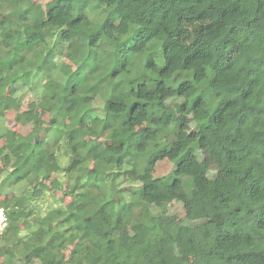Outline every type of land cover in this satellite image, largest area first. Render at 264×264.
<instances>
[{"label":"clouds","instance_id":"clouds-1","mask_svg":"<svg viewBox=\"0 0 264 264\" xmlns=\"http://www.w3.org/2000/svg\"><path fill=\"white\" fill-rule=\"evenodd\" d=\"M54 3L0 0L5 14L28 10L0 27V51L29 29L50 33L51 54L16 96L39 81L47 110L37 108L34 137L49 129L56 138L39 164L29 159L34 143L27 152L0 149V191L27 165L25 183L35 184L42 167L60 179V195L75 188L68 199L79 210L42 197L48 212L76 214L79 230L61 244L68 264H87L85 256L92 264H264V0H70L63 18L79 10L82 23L67 41L59 36L68 23L49 20ZM85 24L93 35L83 34ZM25 55L30 46L17 49L18 61ZM37 232L35 224L0 232L8 253L0 260L45 264L48 251L29 255L51 235L37 240ZM146 245L148 257L140 254Z\"/></svg>","mask_w":264,"mask_h":264},{"label":"trees","instance_id":"trees-1","mask_svg":"<svg viewBox=\"0 0 264 264\" xmlns=\"http://www.w3.org/2000/svg\"><path fill=\"white\" fill-rule=\"evenodd\" d=\"M23 0H17V3H21ZM197 3H202L203 0H196ZM72 5L70 0H55L54 4H50L48 7L49 10V20L56 18L58 23L67 22L69 25V30L65 32V30H61L59 39L60 40H70L71 37L75 34L74 30L79 29L80 24L82 23L81 15L79 10L77 11V15L73 17L71 20L65 21L63 18V12L65 9H71ZM77 7H81L79 2ZM55 9V13H52V10ZM28 10L22 11H14L11 13L5 14L4 11H0V26L3 27L5 23L8 22L9 17H24L25 12ZM223 14V13H222ZM204 13H200L197 18L203 17ZM183 16L178 17V23L183 20ZM107 23V21H105ZM45 27L44 24L40 25V28ZM91 25L85 24L83 29V34L85 35H93L94 33L90 30ZM50 33L42 32L40 30H27L26 35H24L20 43L17 45H9L4 50L0 51V141L3 143L0 145V149L7 148L13 153L19 152H27L30 151L31 143H34L35 149H33V154L29 158L30 160H35L37 164L40 161L44 160L46 156V150L52 147V144L55 142L56 138L52 140L48 139V130L45 133L39 134L34 137V133L36 132V122L28 119L26 114L29 112H36L37 108H43L45 111L47 110L45 107V101L42 95L41 89L37 86L39 81H34L32 87L29 88L28 92L37 93V98L34 101H30L25 106V111H22L23 102L20 96H16L17 92L23 91V86L29 82L28 77L30 75V71L32 68L37 67L38 62L43 63L48 55L51 54L52 49L48 48L47 37ZM98 35V34H97ZM5 40H10L11 33H4ZM95 43V35L89 39V44ZM26 46H30V52L32 55H25L21 58V60H17V49L24 48ZM68 47L71 48L72 45L68 44ZM45 49H48L45 52ZM67 59V57H65ZM87 65H82V68H86ZM111 75V73H110ZM74 88V86H72ZM182 87V86H181ZM49 99H55V95L49 97ZM82 99H87L86 97ZM65 103H67V99H65ZM133 109H135L136 105L133 104ZM12 112V124L9 128L2 127L3 121L10 122L7 117H5V112ZM87 115V113H85ZM37 119V118H36ZM34 119V120H36ZM73 120L76 123L83 125L84 117L81 116L79 118L73 116ZM57 123V118L53 117L48 120L49 125H53ZM27 126L28 132H21L17 130V127ZM99 145L93 142L92 147L89 149V156H95L96 148ZM111 145L109 144V147ZM118 147H123V142H121ZM36 149H41L39 152ZM72 151L75 152L76 148L73 147ZM63 158V153L61 156L57 158L56 167L59 168V160ZM7 159V156L5 157ZM113 158L109 157V162L112 161ZM115 163L120 165L122 162V157H115ZM80 161L78 159L73 160L67 168L63 169L66 173H70L76 168V165L79 164ZM31 170V165L22 166L17 169L14 173H10L9 175L15 177V180L6 181L4 185L13 186L17 183H25L27 180V173ZM120 173H116V176H119ZM51 179V186H46L48 180ZM67 185V181H65ZM60 185V179L54 176L52 173H44L43 168L37 169V177L36 183L33 184L31 181L27 183V188L20 196H10L5 199L3 208L6 211L8 216V227L5 230V234L9 231L16 232L17 235L22 231V226L24 227L28 223V219L30 218L38 228V232L34 234L37 240L43 239L45 235L51 233L48 240L41 246L33 251V254H41L45 251H48L51 255V259L46 260L45 264H68L63 258L60 257L62 253L61 244L63 243V238L68 236L73 230H79V225L74 222L75 213L69 212L67 216L64 215V208L55 209L53 212H48L47 209H42L39 206V203H33L35 200L43 201L42 197L45 192L52 193L56 192L58 186ZM71 187V186H70ZM75 188L71 187L69 191L65 192L63 195H59L57 197L60 200H67L65 203L66 207H76L79 210V207L74 205V203L68 199V196L71 194V191H74ZM123 191V189L121 190ZM57 193V192H56ZM58 218V219H57ZM89 218H85V224L87 225V221ZM55 220V223H53ZM120 222V216H117V223ZM68 227H65V225ZM43 225V227H41ZM83 237H81L82 239ZM2 239V237L0 238ZM112 241L109 240V244ZM72 259H74L79 251V246L74 247L72 250ZM153 251V246L146 245L145 248L140 250V254L142 256L148 257ZM0 254L7 255V249L4 248L3 245H0ZM157 254H159L157 252ZM66 256H69V252ZM27 259V257H25ZM97 259H99L97 257ZM85 261L87 264H92L87 256H85ZM0 264H4L1 260ZM81 264V262H78Z\"/></svg>","mask_w":264,"mask_h":264},{"label":"rangeland","instance_id":"rangeland-1","mask_svg":"<svg viewBox=\"0 0 264 264\" xmlns=\"http://www.w3.org/2000/svg\"><path fill=\"white\" fill-rule=\"evenodd\" d=\"M50 6L47 5V8ZM1 27V26H0ZM22 102H23V107H22V111H25V106L30 102V101H34L36 98H37V93H32V92H27V93H23L21 96H20ZM5 117L8 118V120L10 122H5L3 121V124H2V127L3 129L4 128H9V126L12 124V116H13V113L12 112H5ZM26 117L32 121H35L36 124L38 125L40 122H41V114L38 113L37 111L36 112H29L26 114ZM33 118H37L36 120H34ZM17 130L21 131V132H28V127L27 126H20V127H17ZM46 130L48 129H44L43 133L46 132ZM3 143V141H0V145ZM19 185H23V186H19ZM46 186L50 187L51 185L50 184H46ZM4 191H0V206H3L4 202H5V199L14 195V196H20L23 194V192L26 190V188L28 187L27 186V183H17L16 185H13V186H7L4 185ZM11 187L13 190L12 191H7V189ZM124 191V190H123ZM49 196H55V197H59L58 193L56 192H52V193H48ZM61 203H66L67 200H60ZM39 206H41L42 209H48V207H50V205L47 204L46 201H41L39 203ZM33 225V221L30 220V218L28 219V223L23 227L22 226V231H25L26 229L30 228L31 226ZM21 231V232H22ZM68 252H65V251H62V253L60 254V257L64 259V257L67 255ZM1 261V260H0Z\"/></svg>","mask_w":264,"mask_h":264},{"label":"built area","instance_id":"built-area-1","mask_svg":"<svg viewBox=\"0 0 264 264\" xmlns=\"http://www.w3.org/2000/svg\"><path fill=\"white\" fill-rule=\"evenodd\" d=\"M7 227H8V217L6 211L3 208H0V232H5Z\"/></svg>","mask_w":264,"mask_h":264}]
</instances>
